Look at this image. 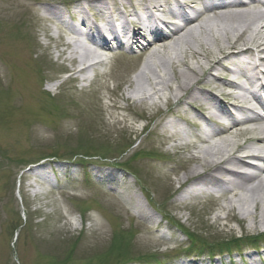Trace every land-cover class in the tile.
I'll return each instance as SVG.
<instances>
[{"label": "rangeland", "instance_id": "rangeland-1", "mask_svg": "<svg viewBox=\"0 0 264 264\" xmlns=\"http://www.w3.org/2000/svg\"><path fill=\"white\" fill-rule=\"evenodd\" d=\"M51 1L0 0V264H122L149 252L159 257L149 264H233L231 259L234 264H261L264 247L254 248L250 240L216 259L187 255L192 240L185 230L199 232L209 244L236 240L235 234L263 233L264 203L254 196L245 203L248 212L257 214L255 221L241 214L242 204L232 193L183 203L179 188L194 169L205 170L193 158L202 146L169 153L174 144L166 125L160 126L158 106L129 98L143 56L118 57L108 76L90 87L78 74L66 73L76 67L69 58L77 50L64 45L59 29L39 14V4ZM209 40L205 45L214 51L211 55H219L218 45L228 44L223 36L220 44ZM161 56L150 71L154 82L158 71L173 79L175 71L189 70L184 64L172 67L168 55ZM197 60L186 57L193 67ZM174 81L166 94L176 89ZM144 85L149 92L146 79ZM162 107L167 109L164 100ZM187 109V104L173 107L180 124L186 122ZM254 126L225 134L230 150L244 144ZM143 152L159 156L146 158ZM71 153L84 155L61 161V168L71 173L56 176L54 162L60 158L47 157ZM166 154L175 161L167 162ZM43 176L58 186L51 190L41 183ZM114 188L138 202L141 213L128 210Z\"/></svg>", "mask_w": 264, "mask_h": 264}, {"label": "bare ground", "instance_id": "bare-ground-1", "mask_svg": "<svg viewBox=\"0 0 264 264\" xmlns=\"http://www.w3.org/2000/svg\"><path fill=\"white\" fill-rule=\"evenodd\" d=\"M84 1L88 5L89 12H86L85 16L83 15L84 23L82 26L89 27V32H81L80 27L75 24V22L70 19L66 20L68 32L72 35H77L78 39L83 36V38L91 44L101 49L111 50L112 43L119 40V35L125 34L128 30H131V28H133L134 33L129 36L128 39L130 45L133 47L139 46L140 44L145 45L152 35H156V39L149 42L147 47H144V51L148 52L145 69L139 72L131 85L134 88V93L140 92L142 96L134 95L133 93V95H130V99L135 100V102L141 101V103L151 100L152 104H156L158 102L157 99L162 97L167 88H172L171 83L174 79L177 86L176 89L171 92L168 104L173 108L174 103L181 106L187 103L193 111L198 113L201 119L207 123H213L212 126L210 125L211 123H209L205 129L193 133L196 135L197 141L208 143L207 148H200V154L193 157L195 160L199 161L206 172L205 174H199L201 171L196 173L198 169H194V176L188 181L186 180L187 182L185 181L188 190L183 191V194L179 192L178 198L181 200L184 197H188L187 195H189V193V197L191 198H197L206 194L212 197L213 194L225 196L227 193H232L233 196L237 197L236 202L242 204V210L240 209L241 214L246 218L252 216L255 221L257 219V214H251L244 206L253 196L255 198L257 197L255 199L256 202L264 203V167L260 168L255 166L257 170L256 173H251L250 171L240 172L236 170V168L250 167L247 159L254 156L262 160L264 165V116H252L250 121L255 124V130H252V133L250 132V135L246 137V143L255 141L257 146L252 147L251 145L237 144L234 149L230 150L232 143L228 139H223L224 134L233 131L236 127L222 130L216 125L215 119L222 115L228 116L226 113V108L228 109V106L238 108L247 103L246 93H252L253 97H255L256 92L253 90L251 91L246 86H252L248 81L242 82L236 79L223 81L221 78V71H217L215 74H213L212 71L219 70L218 65H221L225 60L234 59L236 61L239 54L247 53L250 56V60L246 61L240 59L237 61V64L239 66H245L247 69L255 68L257 74L260 75L258 70L259 66L254 58V52L257 50L264 52V9H262V7H264V0H213L217 1L215 3H210L211 0H209V8L205 9V12L209 14H201L196 19H189V17L185 15L187 19L184 20V24L174 30H170L171 33L169 35L163 31L170 26L155 14V11L163 12L166 13L167 16L172 17L176 12L167 9L166 4L168 2L160 3L159 0H141L146 5V7H143L141 4H126L128 3L126 2L127 0ZM95 1H100L99 7L106 9V13L108 17L113 20V23L123 26L121 34L116 36V32H112L115 30L113 27L107 29L106 25L100 27L99 25L96 26L89 22L90 19L88 15H94L95 9L91 3ZM195 1L196 0H172L176 9L181 8L183 3H193ZM46 7H49L46 2L41 3L39 9ZM144 9L147 11L148 19L139 12V10L143 12ZM48 11V14H50V12L58 13V9L55 6L49 7ZM39 14L41 16L44 15L41 11H39ZM110 19L109 22H111ZM214 20L218 21V25H211V23L206 24V21ZM148 22H150V24H148ZM241 24L243 25L241 26ZM202 35L205 36V38H203ZM222 36L228 42V45H218L217 51L219 55H211L214 51L211 50L212 48L206 47L205 44L212 42L209 39H213L216 43L220 44ZM233 37L237 38L235 40L236 42H234ZM77 41L80 42V40ZM77 41L75 45H72L70 41L63 39L64 45L73 47L74 50H77L76 52L79 53V49H83L78 56L73 58L76 64H81L85 62L86 55L93 54V51L85 47V44L78 43ZM195 43L198 45H194ZM161 53L168 55L167 64L170 63L172 67L184 64L187 65L189 70L175 71L173 73V79H166L165 75L161 71H158L157 76L159 80L154 82L153 77L150 75V71L153 65L158 62L157 59L162 58ZM188 55L192 56L194 59H198L195 67L191 66L189 62L186 61ZM199 57L206 59V62H202ZM260 66H264V59L261 60ZM195 68H198V70ZM73 70H76V68ZM244 71L245 70L241 71V76L246 74ZM208 72L214 76V81L222 82V86L232 88L233 90L220 94L213 89L204 87L202 82L207 79H204V77ZM228 72L238 74V72L233 70H228ZM208 78L209 80H206L207 83L212 81L211 77ZM145 79L151 86L149 87V92L146 90L148 87L146 88L144 85ZM260 79L264 81V77L261 76ZM257 90L259 89H256V91ZM216 105L219 108L223 107L222 111L216 110ZM208 110L213 111L209 112ZM111 115L114 116L116 113H112ZM172 118L173 114H164L160 126L161 124L167 125L170 123L168 129L174 128V134H176V136L188 138L190 136L189 131L183 129V127H180L177 123H174ZM239 135L243 136L244 133L241 132ZM216 136H219L223 141L220 143L211 142V139ZM191 144L192 143L189 145ZM242 153L244 155H241ZM170 160L172 159L169 157L166 161L170 162ZM195 175L199 176L198 180H196ZM120 192L125 195L124 192ZM229 202L233 204V201L230 200ZM132 203L137 205V202L135 203L132 201Z\"/></svg>", "mask_w": 264, "mask_h": 264}]
</instances>
